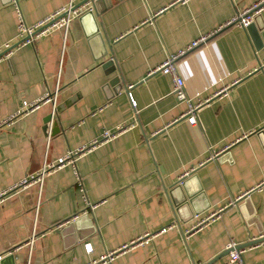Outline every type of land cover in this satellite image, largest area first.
I'll return each instance as SVG.
<instances>
[{
	"label": "crops",
	"instance_id": "obj_1",
	"mask_svg": "<svg viewBox=\"0 0 264 264\" xmlns=\"http://www.w3.org/2000/svg\"><path fill=\"white\" fill-rule=\"evenodd\" d=\"M83 1L0 0V50L18 42L16 8L33 26ZM257 1L100 0L65 34L0 59V253L19 247L5 264H226L229 243L264 235V10L254 21L261 46L225 26ZM207 35L177 73L192 102L225 91L190 126L171 77L152 71ZM48 91L60 112L45 104L15 116ZM51 114L59 132L43 123ZM119 129L41 184L9 190ZM210 214L194 228L195 215ZM239 253L264 264V244Z\"/></svg>",
	"mask_w": 264,
	"mask_h": 264
},
{
	"label": "built area",
	"instance_id": "obj_2",
	"mask_svg": "<svg viewBox=\"0 0 264 264\" xmlns=\"http://www.w3.org/2000/svg\"><path fill=\"white\" fill-rule=\"evenodd\" d=\"M93 1L96 0H90L86 3L85 6L74 8L72 4H70L68 7L61 8L60 10L54 12L50 16L46 17L42 21L36 23L33 26H27L25 25L23 18L20 14V11L18 8H16V14H17V40L19 45L25 44H31L35 38H37L40 35H49L50 33L54 31H62L64 34L67 32V29L71 23L72 20L79 18L83 13L86 11H91V7L87 8ZM86 7V8H85ZM264 10V0H259L252 6L243 9L241 11H238L234 17L228 21L225 26H233L238 27L240 29L245 30L251 23H253L256 19V17L260 14V12ZM216 32V31H214ZM213 32V33H214ZM211 35L202 36L196 41H193L186 49L178 52L176 55L169 56L161 65L156 67L152 74H161V75H168L171 77L173 81V90L172 94L176 97V99L180 102H184L186 104V110L183 114V118L186 119V123L190 126L196 125V115L197 111L202 108L211 98L219 96L222 94L225 89L219 91L218 93H215L212 97L207 98L202 101H196L192 102L191 99H188L184 92V83L181 77L177 73L176 68V60L183 56L185 53L191 51L192 49L199 46L201 43L205 42L207 38ZM11 47H8V45H4V50H0V59L3 57H8V55L11 52ZM6 52V53H5ZM128 89L131 88V85H128ZM129 96V94H128ZM56 98H57V92H45L37 101L27 103H22L20 109L17 111L15 116H21L26 115L28 113H31L33 111H36L40 108V106L48 104L50 105L52 109V113L55 112L56 109ZM130 98V97H129ZM131 106L134 107V102L130 98ZM13 116V117H15ZM12 117V118H13ZM12 118L8 119L11 120ZM121 131L119 129L118 131L112 132L109 130L103 131L100 139L92 141L89 145L84 146L76 151H72L67 153L64 157L58 159V161L55 164L49 165L47 168H43L39 173L34 174H28L26 175L17 185L10 188V191L17 190L22 187L31 186L34 184H41L44 177L52 170L60 168L64 166L65 164H71L73 165L75 160L85 152H89L92 149H94L99 143L109 141L110 139H113L116 134H118ZM216 155H213V157ZM79 181V180H78ZM6 194L0 193V201L3 195ZM86 205L91 207L86 202ZM214 214H210L204 219H200L198 215L194 216V219H196V224L194 225V228L200 227L202 225L210 223V221L213 219ZM198 220V221H197ZM188 233V231L186 232ZM133 244V243H131ZM88 247V246H87ZM128 247V245H124L120 250H124ZM236 246L233 242L229 243L227 245V250L234 249ZM19 247L14 248L12 251H9L7 253H0V261L7 255L12 254L13 252H16ZM90 249V248H88ZM111 254H107L104 257L100 259L101 262H105L109 260ZM226 264H242L240 259V253L239 251L232 250L229 253V260Z\"/></svg>",
	"mask_w": 264,
	"mask_h": 264
},
{
	"label": "water",
	"instance_id": "obj_3",
	"mask_svg": "<svg viewBox=\"0 0 264 264\" xmlns=\"http://www.w3.org/2000/svg\"><path fill=\"white\" fill-rule=\"evenodd\" d=\"M89 1H90V0H85V1H83L82 3H79L78 5L74 6V8L82 7L83 5H85V4H86L87 2H89ZM97 1H100V0L93 1V2L91 3V5H92V6H95V3H96ZM87 13H90V14H91L92 11H87V12L83 13V14L79 17V19H80L81 17H83V15H85V14H87ZM256 18H257V17H256ZM255 20H256V19H255ZM257 24H258V23H256V22L251 23V24L245 29V31L247 32L248 36L251 38L252 42H254V45L259 44V45L261 46V44L258 42V39H257V34H258L257 31L259 30V29H258V28H259V25H257ZM256 29H257V31H256ZM18 45H19V43L15 44L13 47H11V49H13L14 47H16V46H18ZM256 48H257V47H256ZM5 53H6V52H5ZM109 85L112 86V87H118V88H120L121 85H119V78H118V77L113 78V79L110 81ZM116 92H117V90L115 91V93H116ZM55 112H56V113L60 112V108L57 107V108L55 109ZM53 120H55V115H54V114H51V115H48V116L45 117L43 123H44L46 126H47V124L51 123V124L54 126V128H52L51 132H59V129L56 128L57 123H56V121L54 122ZM55 128H56V129H55ZM258 244H264V235H263V234H261L257 239H253V240H251V241H249L248 243H245V244H243V245H238V246H236L234 249L227 250L226 253H224V255H228L232 250L239 251V250H242V249H244V248H246V247H252V246H255V245H258ZM6 257H7V258H6ZM6 257L3 258V259L0 261V264H5V263H7V262L12 258L11 255H8V256H6ZM219 258H220V257H217V258L213 259L212 261L208 262L207 264H214L216 261L219 260Z\"/></svg>",
	"mask_w": 264,
	"mask_h": 264
}]
</instances>
